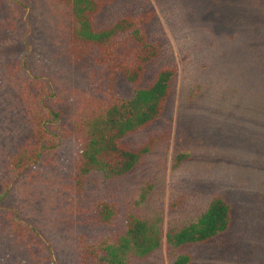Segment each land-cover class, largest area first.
Returning <instances> with one entry per match:
<instances>
[{
  "label": "rangeland",
  "instance_id": "374dc122",
  "mask_svg": "<svg viewBox=\"0 0 264 264\" xmlns=\"http://www.w3.org/2000/svg\"><path fill=\"white\" fill-rule=\"evenodd\" d=\"M0 11V264H22L8 213L30 224L50 249L53 264H108L106 252L86 247L121 235L130 213L155 219L164 231L200 217L217 196L232 206L230 229L204 243L162 248L130 264H264V0H116L101 17L113 24L127 13L155 8L149 24L160 56L140 84L119 75L125 98L176 64L174 91L162 116L124 141L154 147L125 176L92 171L77 188L81 137L59 143L54 160L18 175L6 158L31 122L44 87L67 122L78 120L98 88L90 68L71 49L74 17L61 0H3ZM181 154H188L177 164ZM8 185L9 188H8ZM148 192L144 202L140 198ZM113 205L110 220L100 207ZM91 250V248H90Z\"/></svg>",
  "mask_w": 264,
  "mask_h": 264
},
{
  "label": "trees",
  "instance_id": "16d2710c",
  "mask_svg": "<svg viewBox=\"0 0 264 264\" xmlns=\"http://www.w3.org/2000/svg\"><path fill=\"white\" fill-rule=\"evenodd\" d=\"M74 17L71 49L90 68V79L98 88L91 109L78 120L67 122L60 110L49 103L50 92L44 87L41 98L31 107V122L27 134L17 149L6 158L11 172L21 175L40 163L43 157L52 162L59 143L75 134L81 137L82 152L78 163L77 188L83 190L92 171H101L108 178L125 176L139 166L151 152L155 140L139 148L124 139L154 124L164 113L174 91L178 66L161 68L148 86H138L130 98L122 97L115 88L119 75L134 84L142 83L149 65L161 54L159 43L151 40L149 24L155 8L136 15L127 13L113 24L102 25L105 9L116 0H61ZM4 1L0 0V11ZM188 154H181L177 164ZM10 185H8L9 188ZM144 192L140 202H144ZM8 192L0 196V203ZM116 208L110 204L100 207L103 218L110 220ZM14 229L22 264H53L50 249L39 233L14 213H8ZM232 206L223 197L213 199L207 210L195 221L164 231L163 218L147 219L130 213L125 231L115 238H104L86 247L90 254L100 249L106 252L108 264H130L131 258L145 259L163 247L165 241L173 249L210 241L226 233L232 225ZM91 248V250H90ZM192 255H179L172 264H190ZM92 264V263H84Z\"/></svg>",
  "mask_w": 264,
  "mask_h": 264
}]
</instances>
